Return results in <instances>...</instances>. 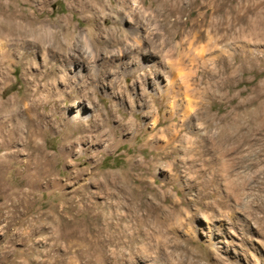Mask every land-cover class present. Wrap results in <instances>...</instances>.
I'll list each match as a JSON object with an SVG mask.
<instances>
[{"label": "rangeland", "instance_id": "obj_1", "mask_svg": "<svg viewBox=\"0 0 264 264\" xmlns=\"http://www.w3.org/2000/svg\"><path fill=\"white\" fill-rule=\"evenodd\" d=\"M94 1L0 0L74 33L56 58L26 45L35 65L0 51V105L25 100L50 61L59 78L38 103L59 89L66 120L82 100L75 120L91 128L78 140L81 125L45 123L29 148L5 137L16 116L0 130V264H264V0ZM78 49L96 65L84 77L63 67Z\"/></svg>", "mask_w": 264, "mask_h": 264}, {"label": "bare ground", "instance_id": "obj_2", "mask_svg": "<svg viewBox=\"0 0 264 264\" xmlns=\"http://www.w3.org/2000/svg\"><path fill=\"white\" fill-rule=\"evenodd\" d=\"M48 0H46L47 2ZM89 1V0H88ZM101 1L97 0L94 1L93 3L99 4ZM45 3V2H42ZM89 3V2H86ZM91 3V2H90ZM92 3V4H93ZM202 4V3H201ZM225 4V3H224ZM224 9V8H223ZM85 12V11H84ZM216 12V11H215ZM227 12V11H226ZM233 15V14H232ZM172 16V15H171ZM90 17V16H89ZM232 19V18H231ZM230 20V19H229ZM233 20V19H232ZM239 20L238 16L234 17V21ZM65 23V24H64ZM232 23V22H231ZM222 24V23H221ZM69 20L67 18H59L56 21H52L51 19L47 18H41L39 15L36 14V12H29L27 9H25L22 6H14L12 4H7L4 5L3 3H0V51L2 55L6 56L11 52H15L18 54V57L20 60H26V64L32 65L34 64V60L31 58L32 52L31 50L28 51L26 48V45H29L31 48L34 46L38 50V52H44L45 50H50L53 52L54 56L52 57H58V51L57 50H62L65 46H68L70 44V40L74 38V33L69 31ZM221 26V25H220ZM219 26V27H220ZM61 28V30H58V28ZM232 27V25H231ZM76 29V28H75ZM220 31V29H218ZM78 34V33H77ZM201 36V35H200ZM195 37V36H194ZM228 37V36H226ZM224 37V38H226ZM68 38V39H67ZM225 40V39H224ZM83 41L86 45V36H83ZM136 41V40H135ZM195 41V40H194ZM199 41V40H198ZM212 42V41H211ZM215 42V41H214ZM198 43V42H197ZM137 44V43H136ZM135 43L133 44L136 45ZM195 44V43H194ZM212 43H210L211 45ZM219 44V43H218ZM217 44V46H218ZM191 45V44H190ZM137 46H140L139 44ZM216 45L212 44L211 49L217 47ZM226 46V45H225ZM246 46V45H245ZM86 47V46H85ZM219 47V46H218ZM227 47V46H226ZM225 47V48H226ZM247 47V46H246ZM30 48V49H31ZM136 48V47H135ZM201 48V47H200ZM199 48V49H200ZM207 48V47H206ZM210 48V47H209ZM89 49V54H90V59H94V53L90 47ZM195 49V48H194ZM216 49V48H215ZM244 49V48H243ZM246 49V48H245ZM244 49V51H245ZM33 50V49H32ZM44 50V51H43ZM190 50V49H189ZM203 50V47H202ZM207 50H209L207 48ZM219 48L217 49L218 52ZM35 51V50H34ZM205 51V50H204ZM225 51V50H224ZM230 51V50H229ZM135 52H139L138 50H135ZM175 52V51H174ZM188 52H191L188 51ZM201 53V51H199ZM203 52V51H202ZM228 52V51H226ZM117 52H113L112 57L116 58ZM120 56H124L126 52L120 50L118 52ZM141 54L146 55V52H140ZM197 53V54H200ZM215 53V52H214ZM242 53V52H241ZM247 53V52H246ZM222 54V51H221ZM231 55L230 53H228ZM10 55V54H9ZM15 55V54H14ZM195 55V54H191ZM201 55V54H200ZM225 55V54H224ZM245 55V54H244ZM119 56V57H120ZM151 56L156 57L157 55L152 52ZM197 56V55H196ZM202 56V55H201ZM118 57V56H117ZM199 57V56H198ZM204 56H202L203 58ZM225 57V56H224ZM234 57V56H233ZM253 57V56H252ZM258 57V56H257ZM121 58V57H120ZM134 58V57H133ZM218 58V57H217ZM216 58V59H217ZM241 58V57H240ZM52 59V58H51ZM118 59V58H117ZM192 61L195 62L197 60V57L190 58ZM195 59V60H193ZM221 59V57L219 58ZM224 59V58H222ZM229 59V58H228ZM234 59V58H233ZM247 59V58H246ZM49 60V59H48ZM171 60V59H170ZM178 60V59H177ZM207 60V59H206ZM215 60V59H214ZM241 60V59H240ZM122 61V60H121ZM180 61V60H179ZM205 61V60H204ZM213 61V58H212ZM216 61V60H215ZM222 61V60H221ZM226 61V60H224ZM230 61V60H229ZM234 61V60H233ZM249 61V60H248ZM253 61V60H252ZM169 62V61H168ZM181 62V61H180ZM183 62V61H182ZM228 62V61H227ZM231 62V61H230ZM255 62V61H254ZM86 52H84L82 49H78L74 53H72L69 57V60L67 64L63 67H67V65L74 67V72L76 75L79 77H84L86 74L87 69L93 70L95 68V64L93 65H88L86 64ZM124 63V62H123ZM170 63V62H169ZM175 63V62H173ZM233 63V62H232ZM129 64V63H128ZM133 66V70L130 73H133L136 68L134 66H138L136 63L134 64V60L131 62ZM204 64V63H203ZM237 64V63H236ZM246 64V63H245ZM1 65V64H0ZM6 65V64H5ZM35 65V64H34ZM33 65V66H34ZM230 65V64H229ZM247 65V64H246ZM4 66V65H3ZM169 66V65H168ZM171 66V65H170ZM175 66V65H174ZM44 70L40 71L38 74L35 75L34 79H32L29 83V92L26 94V99H22V101H17L13 105H0V117L4 118L3 121H0V130L4 129L6 127V124L8 121H10V117L13 118L16 116L17 122L12 121V123H15L13 126L9 127L8 129L6 128V133L5 137L9 138V141H13L14 138H22L24 139V144L26 148H29L30 146L33 145L35 139L40 136V134L43 132L42 131V126L47 123V124H54V125H61L63 128V131L68 129L70 127V122H72L75 125H81L82 127L80 131L78 130L79 135L76 137L78 140L81 139L84 136L85 131H89V126L87 127L86 124H84L82 121H76L77 118H81L82 120L85 119L82 113L80 112V104H82V100L79 101V107L76 112V115H73L72 119L70 121L66 120L65 117V112H64V107L61 106V102L65 99L63 98V93L59 89L57 90L54 88L52 91V94L45 95V102L43 103H38V96L41 94V90L38 88V85L45 82H52L55 80H58L59 76L57 74V71L59 70L56 64L50 62V61H45V64L43 65ZM139 67V66H138ZM173 66L170 67L169 71H172ZM231 66L226 67V71H228ZM168 68V67H167ZM238 68V67H237ZM223 70V69H222ZM225 70H224V75H225ZM236 70V69H235ZM232 71V70H231ZM238 71V69H237ZM154 75L156 77H160L161 71L159 69L153 70ZM167 73V72H165ZM170 73V72H169ZM235 73V72H234ZM173 74V73H172ZM178 74V73H176ZM191 74V73H190ZM179 75V74H178ZM228 75V74H227ZM192 76V75H191ZM222 76V75H221ZM229 76V75H228ZM234 76V75H233ZM190 77V76H189ZM232 77V76H231ZM226 79V78H225ZM179 80V79H177ZM227 80V79H226ZM156 81L158 85H161L162 81L158 80L156 78ZM185 81V80H184ZM228 81V80H227ZM180 83V81H178ZM175 78H171L169 75L165 79V84L163 86H160L163 90L160 94V97L163 98V100H170V108L173 110L175 108V101L172 99H175L177 95H180V85L178 86V83ZM229 82V81H228ZM191 83V81H190ZM188 84V83H187ZM47 84L44 85V88L46 89ZM186 85V84H185ZM190 86V85H189ZM187 86V88L189 87ZM192 87V86H190ZM216 87V86H215ZM222 87V86H221ZM207 88V87H206ZM52 89V88H49ZM48 89V90H49ZM157 89V88H156ZM193 89V88H192ZM44 90V89H43ZM47 90V92H48ZM160 90V89H159ZM182 92V91H181ZM193 92H195L193 90ZM198 93V92H197ZM71 95L73 93H70ZM184 94V93H183ZM182 95V94H181ZM80 97L82 95H79ZM194 95H191V97ZM190 97V96H189ZM25 98V97H24ZM177 99V98H176ZM184 99L186 101V104L183 105L184 111L182 112L185 113V111L189 110V106L191 105L192 100L190 101V98L188 99L187 96H184ZM192 99V98H191ZM43 100V99H42ZM184 101V100H183ZM184 101V102H185ZM40 102V101H39ZM179 102V101H178ZM10 103V102H9ZM8 103V104H9ZM13 103V102H12ZM48 103L53 104L52 107L53 109L50 110L51 118L49 121H46V114L45 112H40L41 108H44L47 106ZM169 103V102H168ZM169 105V104H168ZM182 105V104H181ZM181 107V106H180ZM51 108V107H50ZM182 109V108H181ZM208 110V108H206ZM190 112V111H189ZM208 112V111H207ZM180 113V112H179ZM210 113V112H208ZM212 113V112H211ZM172 116H173V111H172ZM193 114V113H192ZM48 115V114H47ZM177 115V114H176ZM188 115V114H187ZM192 116V115H191ZM196 116V115H195ZM157 117V116H155ZM185 117V116H184ZM214 116L209 115V118H213ZM76 119V120H75ZM155 120V118H154ZM46 121V122H45ZM11 123V121H10ZM11 123V124H12ZM122 123V122H121ZM120 123V124H121ZM160 121L155 120L154 121V127L153 129L157 128L159 125ZM98 124V123H97ZM73 125V126H75ZM128 125V124H127ZM133 125V124H132ZM9 126V125H8ZM48 126V125H47ZM72 126V127H73ZM175 129L173 136L178 135V130L177 125L174 124ZM51 127V126H50ZM59 127V126H57ZM56 127V128H57ZM76 127V126H75ZM235 127V126H234ZM60 128V127H59ZM77 128V127H76ZM94 128V127H93ZM169 128V127H168ZM71 129V128H70ZM181 130V129H180ZM73 132V131H72ZM75 132V131H74ZM169 132V131H168ZM77 133V132H76ZM165 133V132H164ZM67 134V133H66ZM73 134V133H72ZM162 134V133H161ZM87 135V134H86ZM70 136V135H68ZM98 136V135H97ZM85 137V136H84ZM94 138V136H93ZM160 138V137H159ZM73 139V138H72ZM162 139V138H161ZM97 140V139H96ZM3 141V140H2ZM17 141V140H16ZM19 141V140H18ZM166 144L169 143V141H161ZM16 143V142H15ZM67 143V141H66ZM13 144V143H12ZM38 144V143H37ZM6 145V144H5ZM36 145V144H35ZM10 146V145H8ZM7 147V146H6ZM33 147V146H32ZM10 148V147H9ZM25 149V148H24ZM40 150V149H39ZM42 151V149H41ZM39 154V153H38ZM48 155V154H47ZM37 160V159H36ZM39 160V159H38ZM50 160V158H49ZM51 161V160H50ZM36 166V165H35ZM45 168V167H44ZM43 168V169H44ZM49 173V172H48ZM36 175V174H35ZM49 175V174H48ZM46 176V175H45ZM103 176V175H102ZM94 177V176H92ZM91 177V178H92ZM97 177V176H96ZM40 178V177H39ZM48 178V177H47ZM90 178V179H91ZM97 179V178H96ZM94 178V180H96ZM38 180V179H37ZM42 182V181H41ZM43 183V182H42ZM103 184V183H101ZM105 184L103 185V187ZM106 187V186H105ZM132 189V188H131Z\"/></svg>", "mask_w": 264, "mask_h": 264}]
</instances>
